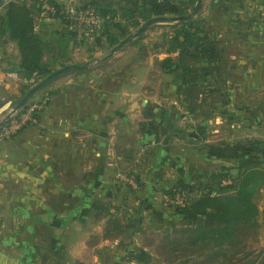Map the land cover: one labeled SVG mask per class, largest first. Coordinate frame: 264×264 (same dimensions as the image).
<instances>
[{"label": "crops", "instance_id": "obj_1", "mask_svg": "<svg viewBox=\"0 0 264 264\" xmlns=\"http://www.w3.org/2000/svg\"><path fill=\"white\" fill-rule=\"evenodd\" d=\"M170 1L189 13L197 0ZM32 10L44 62L53 70L78 64L68 55L73 41L58 36L51 47L47 33L55 20L38 6ZM197 17L203 43L216 54L200 57L193 99L159 66L176 24L159 22L135 44L163 39L144 60L122 68L99 58L102 67L62 76L36 97L49 95L36 113L41 126L28 123L0 136V264H163L158 238L189 224L169 203L170 188L182 181L194 198L202 186L216 193L220 172L250 158L264 173V151L250 144L264 147V0H205ZM157 25L162 29L153 31ZM0 45L3 68L14 70L17 43L3 37ZM160 76L165 82H154ZM26 83L0 71V113L10 105L2 101L21 99ZM118 172L134 173L139 188L117 181ZM262 182H252L257 221L264 214Z\"/></svg>", "mask_w": 264, "mask_h": 264}, {"label": "trees", "instance_id": "obj_2", "mask_svg": "<svg viewBox=\"0 0 264 264\" xmlns=\"http://www.w3.org/2000/svg\"><path fill=\"white\" fill-rule=\"evenodd\" d=\"M127 3L126 10L131 14H138L140 18L135 21L136 27L152 18L188 14L187 10L170 0H127ZM34 6H37V3L29 5L20 0H11L0 12V42L6 37L17 43L20 62L13 69L23 78H29L35 71L44 78L53 71L50 64L44 62L45 42L36 29L32 10ZM97 9L108 18L103 36L107 37L111 47L130 34L126 28H122L120 34H111L109 29L115 21V16L108 12L109 10H101L98 6ZM172 28L173 35L166 40L167 56L159 61V66L173 76V81L182 86L191 100L193 88L200 84V57L203 55L210 60L216 54V49L203 43L200 17L176 23ZM140 38L132 43H138ZM96 44L103 45L101 37L97 39ZM103 64L104 62H101L95 68L102 67ZM30 88V84L26 83L22 95L24 96ZM46 91L48 88L44 92ZM21 111H24V108ZM42 111L43 109L39 112ZM35 116L38 117V114ZM250 144L254 152L264 151L263 142L256 140ZM257 164L256 160L250 158L237 167L223 169L219 175L220 182L216 193L213 187L202 186L200 196L193 198L184 206H176L175 209L189 220L188 226L183 230L188 235L186 245L199 247L211 244L214 248L222 249L234 238L240 225L257 221L259 211L253 201L257 185L252 183H257L260 179L258 176L261 173L256 169ZM226 180H231V183L220 185ZM178 190L190 194L189 186L182 181L170 188L167 193L174 196ZM201 217L205 219L203 225L198 224Z\"/></svg>", "mask_w": 264, "mask_h": 264}, {"label": "rangeland", "instance_id": "obj_3", "mask_svg": "<svg viewBox=\"0 0 264 264\" xmlns=\"http://www.w3.org/2000/svg\"><path fill=\"white\" fill-rule=\"evenodd\" d=\"M75 1V4L77 6L84 7L89 5L95 6L96 8L98 6L101 10H109L108 12H111V14L115 16V21L110 25L111 27L109 29V32L111 34H120L122 28H126L130 31V34H132L136 32L140 27H136L135 25V21L140 19L138 18V14H131L126 10V5H128L127 0ZM69 2H71V0H66V3ZM40 13L45 16V19L48 18L50 22H53L55 20L54 23L56 25L52 24L48 28L50 29L49 33H47L48 44L51 47H55L57 44L56 40L58 36H61L65 40L73 41L74 49L73 51L68 49V55L72 56L73 54L75 59L78 60V62H76L78 64L91 63L92 68H95L98 64L96 63V60L99 58H103L111 51L113 47L117 45L116 44L113 47L110 46L107 37L105 35L103 36V30L101 34L96 38L95 43L83 42L82 44H79L82 47L78 48L76 47L78 43L74 42L73 35L68 32L62 19L52 18L44 14L42 10L40 11ZM162 26L167 27V25ZM156 29L161 30L162 28L157 25V28H154L152 30L154 31ZM100 37L102 38L103 45L96 44L97 39ZM132 42L124 46L121 51H119L115 56L111 58V66H121L122 68H126V65L130 64V62H132L135 58L144 60L146 56L151 54V52L156 51L158 46L160 47L164 44L163 39L158 42H154L153 45H150L149 43L148 46H146L145 44L142 45V43H140V45H135ZM0 50L2 56L1 45ZM47 53L51 56L52 54H54V51L49 50L47 51ZM89 56L93 58H89ZM165 80L166 78L164 77L163 79L162 76H160L159 78H154V82H165ZM36 97H39V95H36L34 98ZM3 102L6 105H10L8 106V108L2 111V113H0V123L5 119L6 115L10 112V110L16 103H11L8 100L2 101L1 103L3 104ZM197 104H199L198 101ZM0 132H2V129L0 130ZM257 162L259 164V161ZM260 163V168L261 170H263L262 172H264V161L262 160L260 161ZM261 174V181L259 180V183L263 181L264 177V173ZM186 195L189 201L194 198L192 197L193 195H190L189 193H187ZM260 199L262 198H259V202ZM185 227L186 226H179V228H177L178 230L165 235V237L163 238H158L159 243L161 242V245L158 247V252L156 254L160 256L163 264H264V214L262 216H259L258 221L240 225L234 238L229 243L225 244L222 249L214 248V246L211 244L199 247H190L189 245H186L185 240L188 238V235L183 231Z\"/></svg>", "mask_w": 264, "mask_h": 264}, {"label": "built area", "instance_id": "obj_4", "mask_svg": "<svg viewBox=\"0 0 264 264\" xmlns=\"http://www.w3.org/2000/svg\"><path fill=\"white\" fill-rule=\"evenodd\" d=\"M11 1H6V4ZM29 5L40 7L42 12L52 18L62 19L65 27L74 37V42L78 43L76 47H82L79 44L83 42L94 43L96 38L105 28L108 18L104 17L95 6H77L75 2L63 4L56 0H21ZM37 1V2H36ZM3 6H0V11ZM0 71H4L7 80H23L30 84L31 87L41 81L38 71H35L29 78H23L16 70L4 69L1 62L0 50ZM49 101V95L42 98H33L24 108L21 117L12 115L6 123L3 124L0 136L9 137L17 133L28 123L42 125L36 113L44 109ZM116 180L128 184L132 189H138L140 184L137 176L132 172H118ZM186 191L178 190L174 196H168V201L173 206H184L189 203Z\"/></svg>", "mask_w": 264, "mask_h": 264}, {"label": "water", "instance_id": "obj_5", "mask_svg": "<svg viewBox=\"0 0 264 264\" xmlns=\"http://www.w3.org/2000/svg\"><path fill=\"white\" fill-rule=\"evenodd\" d=\"M205 0H197L196 4L192 8V10L188 14L179 15V16H165V17H156L152 18L145 23H143L136 32L130 34L126 38L120 41L119 44H117L115 47L111 49V51L105 55L102 60H108L115 56L119 51L122 50L124 46L131 43L136 38L140 37L149 27L153 26L156 23L159 22H175V23H183L186 21H190L195 19L202 11L204 6ZM100 60V59H99ZM99 60H96V63L99 62ZM91 63H85V64H68L65 66H62L58 69L53 70L51 73H49L46 77L42 78L39 83L34 85L30 88V90L21 97L18 102L15 103V105L12 107L10 112L6 115L5 119L2 121V123L6 122L10 119V117L18 112L19 110L25 108L27 104L38 94H40L43 90H45L47 87H49L53 82L61 78L62 76H65L67 74H70L72 72L87 70L91 68ZM191 136L198 138L199 135L196 133H192ZM204 218L201 217L198 220L199 225H203Z\"/></svg>", "mask_w": 264, "mask_h": 264}]
</instances>
